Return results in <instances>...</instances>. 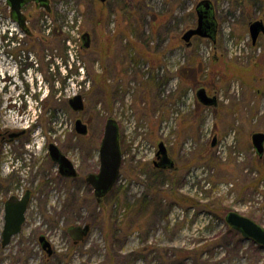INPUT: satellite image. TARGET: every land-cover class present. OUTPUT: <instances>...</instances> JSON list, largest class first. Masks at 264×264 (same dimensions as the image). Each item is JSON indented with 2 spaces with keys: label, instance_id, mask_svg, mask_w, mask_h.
Returning a JSON list of instances; mask_svg holds the SVG:
<instances>
[{
  "label": "rangeland",
  "instance_id": "rangeland-1",
  "mask_svg": "<svg viewBox=\"0 0 264 264\" xmlns=\"http://www.w3.org/2000/svg\"><path fill=\"white\" fill-rule=\"evenodd\" d=\"M200 1L131 0L129 18L118 0H51L50 13L32 3L23 9L29 37L0 0V130L30 132L0 146V264H264V247L225 221L235 211L264 227V154L252 143L264 133V35L253 44L249 31L264 21V0H211L215 41L196 36L187 46ZM86 32L91 47L82 49ZM201 88L216 106L198 100ZM75 95L83 111L71 108ZM109 118L119 124L116 185L126 191L99 203L85 177L99 171ZM162 141L174 168L157 177ZM51 143L80 182L58 176ZM23 189L33 192L26 222L3 247L5 202ZM86 224L75 243L69 228Z\"/></svg>",
  "mask_w": 264,
  "mask_h": 264
},
{
  "label": "water",
  "instance_id": "water-1",
  "mask_svg": "<svg viewBox=\"0 0 264 264\" xmlns=\"http://www.w3.org/2000/svg\"><path fill=\"white\" fill-rule=\"evenodd\" d=\"M106 2L107 0H99ZM6 5L10 8V18L18 25V27L27 35L33 36V32L28 26L27 16L23 12V8L33 2L37 7L51 12L50 0H5ZM198 24L196 28L188 30L183 35V40L187 46H191L193 37L210 38L215 41L217 30V21L214 17V6L211 0H202L195 7ZM249 31L252 43L256 44L261 34L264 35V21L256 20L250 23ZM83 48L91 47V35L86 32L82 35ZM198 100L205 106H216L217 97L210 96L205 88L197 91ZM69 104L74 111L80 112L85 109V102L82 95H76L69 100ZM76 132L85 136L89 133L88 125L81 118L75 122ZM24 131L13 132L10 134V141L20 137ZM253 146L259 155L264 154V133L256 132L252 135ZM216 139L213 141V146ZM51 158L59 164L60 171L66 176H75V168L72 161L67 158L60 148L51 143L49 145ZM122 149L120 141V131L118 122L109 118L106 121L104 135L99 149L100 168L99 172L91 173L87 176V182L94 190V195L99 202L107 196L116 185L122 167ZM154 165L161 169H173L174 163L169 156L167 146L162 141L158 144V151ZM31 198V191L28 190L22 198L11 196L5 203V225L3 231V246L10 243L11 239L22 231L23 224L26 221L27 206ZM225 221L232 229L240 233L245 239L251 240L258 245L264 247V227L253 219L244 216L238 212L230 211L225 217ZM90 225L71 226L69 233L75 241L82 240L90 232ZM75 233L77 235H75ZM40 243L43 249L52 255L53 248L51 242L43 235L40 237Z\"/></svg>",
  "mask_w": 264,
  "mask_h": 264
},
{
  "label": "flooded vegetation",
  "instance_id": "flooded-vegetation-1",
  "mask_svg": "<svg viewBox=\"0 0 264 264\" xmlns=\"http://www.w3.org/2000/svg\"><path fill=\"white\" fill-rule=\"evenodd\" d=\"M51 1V0H50ZM33 2H31V3H29V4H32ZM29 4H27L26 6H28ZM35 4V3H34ZM36 5V4H35ZM25 6V7H26ZM37 6V5H36ZM38 9H42V8H39V7H37ZM24 9V8H23ZM196 11V10H195ZM197 14V13H196ZM24 131V133L20 136V137H18V138H23V137H29L30 136V132L28 131V130H23ZM17 132H20V131H17ZM11 133H13V132H10V131H1L0 130V146L4 143V142H8L9 140H10V134ZM78 134V133H77ZM17 138V139H18ZM61 150V149H60ZM67 158H69L67 155H66V153H64L63 151H61ZM49 157L51 158V156H50V152H49ZM70 159V158H69ZM51 160L56 164V166L58 167V176H60L61 178H63V179H65V180H73V181H79L80 182V173H79V171H78V168H77V165L72 161V163H73V165H74V168H75V172H76V175L75 176H66V175H63L62 173H61V171H60V168H59V164L57 163V162H55L52 158H51ZM99 162H100V159H99ZM99 172V171H98ZM88 176V175H87ZM87 176L85 177V181H86V183H87V185H88V187L90 188V190L91 191H93V193H94V190H93V188H92V186L90 185V184H88V182H87ZM76 183V182H75ZM115 187V186H114ZM28 190H30V189H23L22 190V192L21 193H17L16 195H12V196H16V197H18V198H22L24 195H25V193L28 191ZM31 191V190H30ZM110 194V193H109ZM108 194V195H109ZM107 195V196H108ZM32 196H33V192H31V198H30V200L32 199ZM107 196H105L103 199H102V201L101 202H99L98 201V199L95 197V195H94V197L96 198V200H97V202H99V203H102V202H104V200L106 199V197ZM10 198V197H9ZM8 198V199H9ZM6 203V202H5ZM29 203H30V201H29ZM29 203H28V206H29ZM28 206H27V210H28ZM27 213V212H26ZM27 219V218H26ZM26 222V221H25ZM25 224V223H24ZM23 224V225H24ZM5 225V224H4ZM87 225V224H86ZM77 226H81V225H77ZM82 226H84V225H82ZM91 230V229H90ZM90 233V232H89ZM88 233V234H89ZM75 235H77L76 233H75ZM41 236H43V235H40L39 236V239H38V241H39V243H40V237ZM45 236V235H44ZM46 237V236H45ZM85 237H87V236H85ZM85 237L82 239V240H84L85 239ZM47 238V237H46ZM13 239V238H12ZM12 239H11V241H12ZM82 240H79V241H75V243H79L80 241H82ZM11 241H10V243H11ZM9 243V244H10ZM8 244V245H9ZM2 246H3V240H2ZM7 246V245H6ZM6 246H3V247H6ZM40 246H41V248H42V250H43V252H46L44 249H43V247H42V245H41V243H40ZM53 248V247H52ZM53 254L52 255H54L56 252L54 251V249H53ZM47 253V252H46ZM47 255L48 256H52V255H49L48 253H47Z\"/></svg>",
  "mask_w": 264,
  "mask_h": 264
},
{
  "label": "trees",
  "instance_id": "trees-1",
  "mask_svg": "<svg viewBox=\"0 0 264 264\" xmlns=\"http://www.w3.org/2000/svg\"><path fill=\"white\" fill-rule=\"evenodd\" d=\"M260 2V1H257ZM261 3V2H260ZM131 0H118V5L119 7H121L122 11L124 14H126V17L129 18L128 13H131ZM173 169H161L158 168L154 165V175L155 176H159V175H164L165 171H171ZM126 191L125 189L123 190V187L118 188L117 185H115V187L112 189V191L110 192V194L112 195H120L122 192ZM157 195L154 196V199H157ZM147 199L142 200V203L145 204ZM103 203V202H102ZM118 225L112 229L109 226L107 227V237L110 239V237L114 234H116L117 230H118ZM232 229V228H231ZM233 231H235L234 229H232ZM237 232V231H235ZM238 233V232H237Z\"/></svg>",
  "mask_w": 264,
  "mask_h": 264
},
{
  "label": "built area",
  "instance_id": "built-area-1",
  "mask_svg": "<svg viewBox=\"0 0 264 264\" xmlns=\"http://www.w3.org/2000/svg\"><path fill=\"white\" fill-rule=\"evenodd\" d=\"M12 23H13L14 26H16V24H15L14 22H12ZM16 30H17V28H16ZM80 39H81V37H80ZM69 54H70V56L73 58L74 53L72 52V50L69 51ZM65 72H67L66 69H65ZM79 73H80V74H83V73H84V68H83V69H82V68L79 69ZM18 115H19V114H18ZM28 120H29V118H28Z\"/></svg>",
  "mask_w": 264,
  "mask_h": 264
},
{
  "label": "bare ground",
  "instance_id": "bare-ground-1",
  "mask_svg": "<svg viewBox=\"0 0 264 264\" xmlns=\"http://www.w3.org/2000/svg\"><path fill=\"white\" fill-rule=\"evenodd\" d=\"M1 67H2V69H1V71H5V69H3L4 68V66H2V64H1ZM6 68V67H5ZM11 70V69H10ZM30 75V74H29ZM31 78H32V75L30 76ZM29 77V78H30Z\"/></svg>",
  "mask_w": 264,
  "mask_h": 264
}]
</instances>
